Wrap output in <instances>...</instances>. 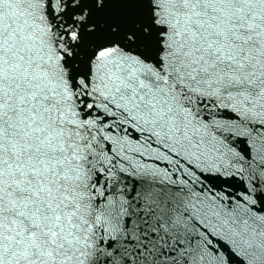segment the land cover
Instances as JSON below:
<instances>
[{"label": "snow or ice", "instance_id": "obj_1", "mask_svg": "<svg viewBox=\"0 0 264 264\" xmlns=\"http://www.w3.org/2000/svg\"><path fill=\"white\" fill-rule=\"evenodd\" d=\"M0 264H264V0H0Z\"/></svg>", "mask_w": 264, "mask_h": 264}]
</instances>
